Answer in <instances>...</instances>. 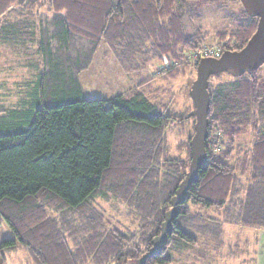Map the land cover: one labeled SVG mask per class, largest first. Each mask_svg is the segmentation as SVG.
Listing matches in <instances>:
<instances>
[{"label": "trees", "instance_id": "16d2710c", "mask_svg": "<svg viewBox=\"0 0 264 264\" xmlns=\"http://www.w3.org/2000/svg\"><path fill=\"white\" fill-rule=\"evenodd\" d=\"M178 3L0 0V19L3 29L6 14L18 16L16 34L26 43L42 24L39 55L51 60L64 55L79 36L95 48L109 43L135 62L136 55H166L169 68L151 77L166 81L190 69L181 63L188 57L181 52L202 46L206 38L200 28L186 33ZM245 15L230 35L219 34V43L234 40V47L226 44L224 50L243 48L256 31L258 18ZM224 74L232 77L231 90L220 78ZM78 90H70L71 100L37 108L29 120L15 110H0V215L15 234L2 241L1 254L23 248L34 264H139L189 170L192 106L174 113L143 92L105 99ZM209 91L207 163L178 206L168 242L143 264H172L175 252L197 243L209 227L219 244L225 224L264 228V65L239 77L213 75ZM170 130L181 136L175 156ZM108 191L133 208L137 232L107 225L94 201L108 197Z\"/></svg>", "mask_w": 264, "mask_h": 264}, {"label": "rangeland", "instance_id": "374dc122", "mask_svg": "<svg viewBox=\"0 0 264 264\" xmlns=\"http://www.w3.org/2000/svg\"><path fill=\"white\" fill-rule=\"evenodd\" d=\"M177 7L184 15L186 33L194 34L200 28L206 37L202 46L187 52L184 50L183 54L181 52L183 56L184 53L188 56L203 46L224 47L229 44L234 47V40L231 39L219 43V34L225 31L230 35L247 18L240 0H179ZM3 22L0 19V110H15L22 115V120L32 119L36 109L43 105L50 106L71 100L69 93L73 87L77 90L79 88L82 96L89 98L110 99L121 94L129 99L136 91L143 92L150 100L155 95L157 102L174 113L184 112L186 107L192 106L190 91L197 76V62L189 57L185 56L187 60L182 59L183 56L180 59L181 63H188L190 66L185 74L174 80L161 81L160 78L151 77H160L164 73V69L170 64L166 55L160 59L154 55H136V62L142 68L139 70V67H134L136 62L133 56L129 58L128 55H118L109 43L95 48L94 43L77 36L69 49H64V55L51 60L49 55H39L42 24H39L38 30H32L30 43H26L17 37L13 38L10 28L2 29ZM145 58L149 61H144ZM178 60H175L176 64ZM220 78L227 81L226 89L231 90L232 77L224 74ZM212 81L218 83L219 80L213 78ZM140 83L142 84L139 85ZM157 89L160 92H156ZM63 90L66 91V96ZM168 140L171 155H178L177 145L181 140L178 130H170ZM108 193V197L98 196L94 201V205L105 213L107 225L137 232L139 222L133 208L114 192ZM211 229H206L197 243L176 251L172 264L252 263L254 243L249 240L254 236L248 228L225 224L221 237L224 241L222 248L217 247V242L213 240L215 230ZM12 238H15L13 230L0 215V248L2 241ZM247 241L249 242L246 243ZM2 256L6 261L4 264H34L23 248L4 251V254H1L0 249V262Z\"/></svg>", "mask_w": 264, "mask_h": 264}, {"label": "water", "instance_id": "95a60500", "mask_svg": "<svg viewBox=\"0 0 264 264\" xmlns=\"http://www.w3.org/2000/svg\"><path fill=\"white\" fill-rule=\"evenodd\" d=\"M248 15L258 18L256 31L239 50H224L219 57H203L197 63V76L192 83L190 97L192 109L187 117H194V133L189 141V170L179 183L171 197V208L166 211L160 234L152 240V248L139 264H143L150 255L160 254L163 244L168 242L174 229V219L179 213L178 206L186 200L190 187L198 180L199 169L207 163L206 140L209 135V112L211 95L210 78L224 72L239 77L245 72L264 65V0H240Z\"/></svg>", "mask_w": 264, "mask_h": 264}, {"label": "crops", "instance_id": "0c3cea01", "mask_svg": "<svg viewBox=\"0 0 264 264\" xmlns=\"http://www.w3.org/2000/svg\"><path fill=\"white\" fill-rule=\"evenodd\" d=\"M11 8H12L11 10H13V11L16 9V7H14V6ZM11 10H10V12H11ZM5 16H8V23L7 24H8V28H10L11 36L13 38L17 37L18 39L22 40V38H20V36L18 34H16V29H15V24L17 23L18 16L12 15L9 13L6 14ZM22 35L24 38H26V37L28 38L30 36L29 29L24 28V33ZM8 39H9V37H8ZM139 70H141V69H139ZM236 226L248 228V230H250V232L253 233L254 238L253 239L251 238L249 240L250 242L254 243V255H253V260H252L251 264H264V228H262V227H260V228L248 227V226H242V225H236ZM221 241L222 242L220 244L219 243L216 244L217 247H219V248H222L224 245V241L223 240H221ZM249 241H247L246 243H248Z\"/></svg>", "mask_w": 264, "mask_h": 264}, {"label": "built area", "instance_id": "2783aa9c", "mask_svg": "<svg viewBox=\"0 0 264 264\" xmlns=\"http://www.w3.org/2000/svg\"><path fill=\"white\" fill-rule=\"evenodd\" d=\"M224 49L221 46H203L197 49L194 53L188 55L190 60H194L195 62H199V60L203 57H219L223 53ZM161 68H164L161 65ZM169 68V65L166 69ZM164 69V70H166Z\"/></svg>", "mask_w": 264, "mask_h": 264}]
</instances>
